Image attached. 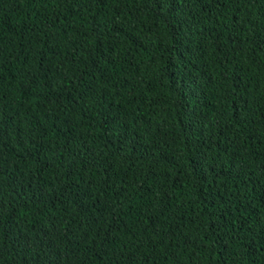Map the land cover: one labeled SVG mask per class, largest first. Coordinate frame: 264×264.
Returning <instances> with one entry per match:
<instances>
[{"label":"trees","instance_id":"1","mask_svg":"<svg viewBox=\"0 0 264 264\" xmlns=\"http://www.w3.org/2000/svg\"><path fill=\"white\" fill-rule=\"evenodd\" d=\"M0 264H264V0H0Z\"/></svg>","mask_w":264,"mask_h":264}]
</instances>
